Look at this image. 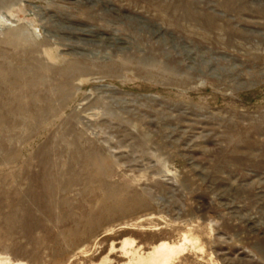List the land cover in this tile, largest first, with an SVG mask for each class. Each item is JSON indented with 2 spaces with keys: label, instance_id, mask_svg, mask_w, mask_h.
Instances as JSON below:
<instances>
[{
  "label": "rangeland",
  "instance_id": "1",
  "mask_svg": "<svg viewBox=\"0 0 264 264\" xmlns=\"http://www.w3.org/2000/svg\"><path fill=\"white\" fill-rule=\"evenodd\" d=\"M264 264V0H0V264Z\"/></svg>",
  "mask_w": 264,
  "mask_h": 264
},
{
  "label": "bare ground",
  "instance_id": "2",
  "mask_svg": "<svg viewBox=\"0 0 264 264\" xmlns=\"http://www.w3.org/2000/svg\"><path fill=\"white\" fill-rule=\"evenodd\" d=\"M129 243L126 238L122 241L121 249L124 253L122 256L126 257V255L132 254V257L123 264H173L179 256L186 252L189 240L184 236L178 242L160 241L146 251L126 250L125 246ZM99 263L111 264L107 256Z\"/></svg>",
  "mask_w": 264,
  "mask_h": 264
}]
</instances>
